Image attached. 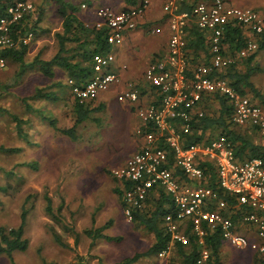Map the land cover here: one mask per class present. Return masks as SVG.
Masks as SVG:
<instances>
[{"label":"built area","instance_id":"obj_1","mask_svg":"<svg viewBox=\"0 0 264 264\" xmlns=\"http://www.w3.org/2000/svg\"><path fill=\"white\" fill-rule=\"evenodd\" d=\"M184 0H169L165 5L169 24L167 55L146 69L145 81L154 93L149 102L143 100L139 88L128 83L118 95L121 103L137 106L136 116L151 127L141 132L140 149L122 165L111 170L123 192L124 214L132 221V209L143 210L153 192L162 190L171 198V209L164 216L166 233L171 236L169 246L158 256H166L174 243H186L191 230L203 247L197 264H205L209 257L204 247L208 231L220 232L224 242L239 249L264 254V158H236L232 141L218 134L209 142L185 146V138L193 129L196 118L205 115L203 102L211 95H223L233 105L232 122L238 127H259L264 134V108L238 93L218 73L224 68L242 64L259 50L257 37L264 33V14L252 8H242L230 0L200 2L189 11H181ZM152 0H140L137 5L116 12L107 6L96 8L99 21L94 27L106 28L109 47L122 45L124 34L136 28L138 20L150 7ZM83 8H88L82 5ZM36 14L34 5L16 0L0 16V72L8 67L6 49L28 45L34 37L26 32L14 39L13 25ZM194 21L209 43L210 64L195 70L189 68L186 35ZM239 25L250 33L239 50H226L224 32L230 25ZM114 56L109 50L93 57L94 76L83 85L69 81L72 94L80 101H92L101 92L119 82V75L110 72ZM210 168V169H209ZM213 169V171L211 170ZM215 176L219 187L236 198L229 206L219 193L208 185ZM241 215L234 220L232 209ZM245 227L252 236L239 231Z\"/></svg>","mask_w":264,"mask_h":264},{"label":"rangeland","instance_id":"obj_2","mask_svg":"<svg viewBox=\"0 0 264 264\" xmlns=\"http://www.w3.org/2000/svg\"><path fill=\"white\" fill-rule=\"evenodd\" d=\"M26 1L34 5L35 16L42 11L40 26L51 29L34 35L29 42L25 56L29 63L38 53L46 58L55 51L54 33L61 22L48 0ZM232 2L264 13L261 0H254L253 4L245 0ZM82 5L86 4H81V9ZM118 47H110L113 54ZM113 63L109 70L118 73ZM251 66L253 87L264 97V48L258 50ZM237 70L245 72V64ZM18 73V64L11 61L0 72V227L16 223L14 228L18 227L25 207L28 210L25 238L29 244L24 252H14L13 258L1 256L0 264H116L148 252L155 244V236L127 219L123 198L116 193L119 182L109 173L138 149L134 142L141 140L144 124L136 119L137 106L128 104L123 111L117 99L118 104L108 96L103 108L91 110L75 125L76 140H72L58 130L62 127L55 129L45 120L46 99L35 97L37 90L46 93V79L34 73L30 80H21ZM243 95L264 108L251 89L244 88ZM21 99H27L29 109ZM216 104L207 105L208 114L216 111ZM132 120L136 132L124 136ZM66 127L71 129L72 123ZM237 130L253 143L264 144L260 130L259 133L252 127ZM45 196L51 198L56 219L45 212ZM54 230L67 248L54 240ZM88 230H99L101 235L119 240L94 239L87 234ZM240 230L243 234L248 232L245 227ZM225 245L227 248L222 251L226 264H260L258 259L264 260V254ZM174 249L164 257L144 256L134 264H180Z\"/></svg>","mask_w":264,"mask_h":264},{"label":"trees","instance_id":"obj_3","mask_svg":"<svg viewBox=\"0 0 264 264\" xmlns=\"http://www.w3.org/2000/svg\"><path fill=\"white\" fill-rule=\"evenodd\" d=\"M14 1L15 0H0V16L6 14L8 6ZM48 1L55 11V16L61 22V29L56 30L54 33L56 41L55 48L57 46L56 53L49 59L41 58L38 53L31 62L27 63L25 56L27 54L28 45L21 44L12 49H6L4 51V56L8 61L18 64L19 73L17 78L21 80L24 78L25 80H30L35 73L42 75L46 79V93L41 89L37 90L35 95L36 98L56 100V98L60 96L62 88H71L69 81H72L77 85H83L90 80L94 76V55L98 53L105 54L110 50V47L106 42V36L108 33L106 28L97 29L96 27L83 23V21L78 18L82 2L78 3L74 0ZM83 1L89 2V0ZM124 1L129 5L136 4L134 0ZM42 14V11H39L37 16L30 19H24L18 24L13 25L14 32L12 37L18 39L19 37H23L26 32L32 31L33 34L36 35L45 33L47 31L46 29L51 30L49 28L44 29L40 26ZM224 34L226 50L230 53L242 48L247 37L250 36V33L245 31L242 26L233 24H230L225 29ZM257 40L259 43V49L264 48V33L257 37ZM203 45V42L201 44L196 43L192 45H188V42H186L188 57L190 50H195L197 52L199 47L204 48ZM207 46L209 50V43ZM207 54H209L208 51ZM256 56L257 54L243 62L246 67L245 72L237 70L241 65L239 64L237 66L224 68L220 70L218 74L225 78L238 93L243 95L244 88H249L254 96L264 103V97L254 89L251 82L253 73L251 65ZM30 72H32L30 74L31 76L29 75ZM73 97L75 96L73 95ZM75 101L78 116L74 126L69 130L58 129L63 135L70 137L72 140H76L74 135L75 125L82 122L90 112V110L85 107V102L87 101H80L76 97ZM251 101L256 103L253 99H251ZM21 102L29 109L27 99H21ZM213 103H217L216 105H218V108L212 114H208L207 107L211 106ZM203 105H205V115L202 118H196L194 120L193 129L185 138V146H190L195 143L209 142V140L216 137V134H224L232 141L236 158L239 161L255 157L264 158V144L253 143L250 138H247L243 133L239 132V130H237L238 126L232 122L234 108L227 97L219 94L211 95L208 99L204 100ZM45 120L47 119L45 118ZM50 124L55 129L57 128L53 120L50 121ZM143 128V132H149L151 130V127ZM252 129L259 133V127H252ZM11 151L13 152L14 149H11ZM211 170L213 171L212 168ZM109 173L111 174V171ZM208 185L216 190L230 207L237 204L236 198L229 192L220 188L218 183L215 182L214 175L208 180ZM116 193L122 197L123 192L120 187L116 189ZM45 200V212L52 218L56 219V216L53 214L51 198L45 196ZM122 205L124 209L125 205ZM171 205L170 196L164 191L158 190L149 196L143 210L132 209V223L143 226L146 231L152 233L155 236V244L148 252L137 254L134 257L127 258L116 264H134L144 256L158 255L169 246L171 236L166 233L163 219L169 212V209H171ZM235 210L236 208L231 210V212H233L232 214H234V220L241 219L242 214L238 212L235 213ZM27 216L28 210L24 207L21 211L20 224L18 227H0V256L6 255L13 258L14 252H24L28 248L29 241L25 238ZM239 231L241 230L239 229ZM247 233L246 236H252L250 233ZM52 234L54 240L59 245L67 248L68 245L64 243L59 233L54 230ZM87 234L94 239L102 237L108 242L119 240V238L103 236L100 234L99 230H88ZM186 239V243L177 242L173 244L175 254L179 258L180 264H197L201 257V250L203 247L199 244V238L191 232V230L186 232ZM223 243L224 240L220 236V232L217 231L212 233L211 231H208L206 233L204 236V247L208 250L209 257L205 264H225L222 255ZM258 260L260 261V264H264V260ZM258 260L257 262L259 263Z\"/></svg>","mask_w":264,"mask_h":264},{"label":"crops","instance_id":"obj_4","mask_svg":"<svg viewBox=\"0 0 264 264\" xmlns=\"http://www.w3.org/2000/svg\"><path fill=\"white\" fill-rule=\"evenodd\" d=\"M139 1L140 0H134V2H136L135 5H137ZM168 1L169 0H152L150 7L147 9L143 17L138 20L136 28L125 32L122 45L114 49V54L112 50H110L114 56L115 61H113V68L118 72L117 74L120 77L119 82L114 84L110 88V90L101 92L98 95L97 99L85 102L86 109H89L91 111L93 109L99 110L103 108L105 106V102H107L108 96H110L111 102H116V99L118 101V95L126 89L128 83H134L139 88L140 92L144 96L143 100L145 102L153 100L152 94L154 93V91L153 88L145 81L144 73L146 69H148V67L152 65L156 60L167 55L170 31L165 5ZM212 1L213 0H184L181 5V11H189L194 5L200 2L212 3ZM230 1L232 4L236 5L232 2V0ZM235 1L236 0H234V2ZM245 1L247 3H252L254 0ZM89 2H82V4L88 5L89 8L82 7L83 9H81V11L79 12L78 18L83 21V23L92 27H94L95 24L99 21V17L96 14V8L98 7L107 6L112 8L114 11L119 12L135 6L127 4L124 0H89ZM261 2L264 4L263 0H261ZM59 29H61V26L60 28H58V30ZM186 42H188V45L196 43L201 44L202 42L204 43V48L199 47L197 52L195 50L189 51L190 70L193 71L200 66H208L210 64V57L209 54H207V51L209 52L207 46V37L204 32L200 31L197 28L194 21L189 24L186 35ZM56 51L57 46L56 50L52 52V54L46 56V59L51 58L56 53ZM106 94L108 95L106 96ZM75 103V97H73L71 88H62L61 94L58 98H56V100L46 99L47 121L50 123V121L53 120L58 128L62 127L63 129L67 128L66 125H68L69 127V122H71L72 126H74L78 116ZM119 103L120 108L125 111L128 104L121 102ZM133 118L135 120V117ZM130 124H132V126H129V128H126L124 130V136H129L131 133L134 134V132H136L135 127L137 126H135L134 122ZM134 145H138V151L140 149L141 140L136 139ZM136 152H134L133 154H135ZM131 156H129L128 158H130ZM124 162L125 161L121 162L120 165H122ZM16 224H7L6 226H8L9 228H14ZM225 244L228 243H223L222 250L227 248V245ZM253 252H251V256H253Z\"/></svg>","mask_w":264,"mask_h":264}]
</instances>
